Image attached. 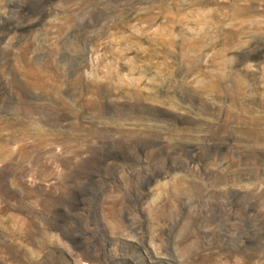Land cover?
Returning a JSON list of instances; mask_svg holds the SVG:
<instances>
[{
    "label": "rangeland",
    "instance_id": "374dc122",
    "mask_svg": "<svg viewBox=\"0 0 264 264\" xmlns=\"http://www.w3.org/2000/svg\"><path fill=\"white\" fill-rule=\"evenodd\" d=\"M0 264H264V0H0Z\"/></svg>",
    "mask_w": 264,
    "mask_h": 264
}]
</instances>
